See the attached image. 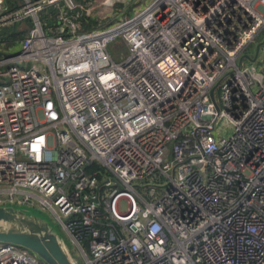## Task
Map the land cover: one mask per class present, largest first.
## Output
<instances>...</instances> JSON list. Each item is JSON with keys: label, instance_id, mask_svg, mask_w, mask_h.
<instances>
[{"label": "built area", "instance_id": "built-area-1", "mask_svg": "<svg viewBox=\"0 0 264 264\" xmlns=\"http://www.w3.org/2000/svg\"><path fill=\"white\" fill-rule=\"evenodd\" d=\"M115 1L0 0V29L34 22L0 56V206L47 210L85 264H264V0L93 12Z\"/></svg>", "mask_w": 264, "mask_h": 264}, {"label": "water", "instance_id": "water-1", "mask_svg": "<svg viewBox=\"0 0 264 264\" xmlns=\"http://www.w3.org/2000/svg\"><path fill=\"white\" fill-rule=\"evenodd\" d=\"M263 42L257 44L254 57L247 56L249 60L255 61ZM0 241L31 250L45 264H78L64 237L49 220L30 210L0 206Z\"/></svg>", "mask_w": 264, "mask_h": 264}, {"label": "rangeland", "instance_id": "rangeland-1", "mask_svg": "<svg viewBox=\"0 0 264 264\" xmlns=\"http://www.w3.org/2000/svg\"><path fill=\"white\" fill-rule=\"evenodd\" d=\"M144 2H145V0H116L113 6L103 7L101 9L96 8L95 10H93V12L98 13V11H99L102 13L103 16H108L109 14L116 15L120 12H124L126 7H128L129 10L131 11L134 7H137L138 5H140ZM22 6H24V4H22L20 7H22ZM42 18H45V17H42ZM40 20L47 23L46 21H44L42 19H40ZM17 30L26 31V33L29 32V22L27 21V19L26 20L23 19L17 23ZM263 41H264V29L262 31H260V33L257 35L255 42L251 43L247 47L244 54L254 56L257 44L260 42H263ZM20 44H21V41L15 47L14 46L5 47L4 45L0 44V50L2 52H6L8 54H14L20 49ZM34 211H37V210H34ZM39 212L42 216L46 217L49 220L50 224L64 237L73 257L77 260L78 264H85V261H84V258L82 256L81 252L71 242V240L67 236V234L62 231V229L58 225V222L55 220L54 216L51 213H49L47 210L39 211Z\"/></svg>", "mask_w": 264, "mask_h": 264}, {"label": "trees", "instance_id": "trees-1", "mask_svg": "<svg viewBox=\"0 0 264 264\" xmlns=\"http://www.w3.org/2000/svg\"><path fill=\"white\" fill-rule=\"evenodd\" d=\"M7 1L12 9L16 7H20L22 4H25V0H7ZM30 1L35 2L37 0H30ZM78 1H83V0H78ZM39 18L46 21L47 24L51 26L53 23V19L55 18V8L48 7L45 10H42L39 13ZM26 19L29 22V29L32 28L34 26V22L32 18H25L24 20ZM17 23L18 22L4 26L0 29V44L4 45L5 47H12V46L15 47L27 35L26 31L17 30ZM84 23H85L84 26L86 28L90 27V24L88 22H84ZM3 53L4 52L0 50V56H2ZM32 212L40 214L39 211L33 210Z\"/></svg>", "mask_w": 264, "mask_h": 264}]
</instances>
